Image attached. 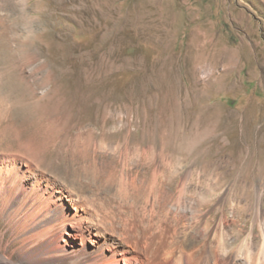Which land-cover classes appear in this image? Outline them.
Masks as SVG:
<instances>
[{
  "label": "rangeland",
  "instance_id": "rangeland-1",
  "mask_svg": "<svg viewBox=\"0 0 264 264\" xmlns=\"http://www.w3.org/2000/svg\"><path fill=\"white\" fill-rule=\"evenodd\" d=\"M260 171L253 188L239 180ZM253 193L264 195V0H0V264H71L93 249L83 264L210 260L227 229L183 240L207 213L240 231L234 254ZM82 204L129 252L67 221Z\"/></svg>",
  "mask_w": 264,
  "mask_h": 264
},
{
  "label": "bare ground",
  "instance_id": "bare-ground-1",
  "mask_svg": "<svg viewBox=\"0 0 264 264\" xmlns=\"http://www.w3.org/2000/svg\"><path fill=\"white\" fill-rule=\"evenodd\" d=\"M223 121H224V118L218 114L214 115L212 117L209 113H207V115H204L202 118V123L204 125H207V126H210L213 128H216L217 126H221ZM197 124L198 123H196V125ZM224 141H222V140L221 141H219V140L215 141L214 146H220L221 145V148H222V146L226 147L227 144ZM237 143L238 142L235 143L236 144L235 146L238 145ZM197 144H199V143L197 142ZM35 150H37V149H35ZM14 172H16V170H14ZM247 173H249V172H247ZM261 175H263L261 171L258 172L255 177H252V176L248 177V175L246 174L244 176H241L239 180L244 182V183H248L250 188H253V187L257 186V184L260 183V181L262 180L263 177L261 178ZM20 176L16 172L15 176L13 177V182L17 185H18V183H20L22 181ZM190 181L191 180L189 178L188 180H186L184 182V184L182 186V191L184 193H186L188 191L189 186H190ZM200 195H201L200 200L198 199L196 204H194V207H193V211L196 213H200V211L202 209L209 207L210 203H211L210 202L211 200L210 199L208 200V196H207L208 193L203 192ZM253 195H255V196H254V199L251 201V206H250V207H252V209H251L252 211L250 210V213H251V218H250L251 219V229L249 230L248 234L245 236L244 242L241 245L239 251H237L234 254H232L233 252H231L233 249V246L235 244L236 237L239 236L240 231L235 230V228H233V226H231V225H227L225 222V219H223V218L220 219L216 223L214 228H212L211 222L208 219V213L207 214L201 213L202 215H200V216L195 215L196 218L193 219V222L190 224V227L188 228V230L186 229L184 231V239H183L184 245L186 248L187 247L192 248L195 246L196 242L199 240L201 233L204 234L203 239L207 241L212 236V234L214 232L224 233L225 230L227 229L228 233L229 232L230 233L223 240V245L221 246V248L223 250L221 251V253H215L212 255H210V253H209L208 258L210 260H207L206 258L202 259V258H199V256L190 254L191 256L189 257V259L185 260L183 256H179V255H176L175 253L170 252L166 256V262L168 264H264V198H263L264 195H263V193H261V194L260 193H253L250 196L252 197ZM76 209H78V211L74 214H71V217L69 219H67V221H69L73 226L77 223L79 225L80 230L83 233L95 234V235L101 237L104 240L105 245L106 244H112L113 246L110 249H111L113 255H118L120 252H122V253L129 252L126 249V246L123 244V242L114 238L107 231V229L104 228L101 220L98 218L97 212L92 210L90 208L89 204H82L80 207L78 206V208H76ZM246 213H248V212H246ZM53 230H55V228H51L49 231L51 232ZM49 234L50 233H46L42 237L47 238L49 236ZM218 249H220V248H218ZM202 252L203 253H201V255L202 256L204 255L206 257L204 250ZM96 255H98L97 249L76 253L72 256L70 263L71 264H83L87 260H89L90 257H95ZM106 257H108V259H110V261H111V259H115L114 256H106ZM186 259H187V257H186ZM114 261H116L118 263V260H114ZM116 262H115V264H116Z\"/></svg>",
  "mask_w": 264,
  "mask_h": 264
}]
</instances>
